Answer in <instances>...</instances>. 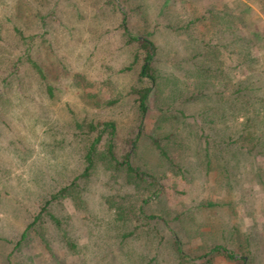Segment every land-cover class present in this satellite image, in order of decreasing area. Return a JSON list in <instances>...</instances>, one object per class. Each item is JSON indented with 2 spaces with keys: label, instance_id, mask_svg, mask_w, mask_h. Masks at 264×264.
Segmentation results:
<instances>
[{
  "label": "trees",
  "instance_id": "1",
  "mask_svg": "<svg viewBox=\"0 0 264 264\" xmlns=\"http://www.w3.org/2000/svg\"><path fill=\"white\" fill-rule=\"evenodd\" d=\"M221 4L219 8L215 3L200 4V0H0V41L5 43L0 54V98L2 93L10 98L9 103L0 105V118L10 108L32 104L41 107L39 113L44 123L50 122L48 129L54 135L71 132L68 140L63 137L48 145L49 152L58 157L68 147L66 154L72 157L76 170L69 175L57 170L59 185L55 187L53 178L51 192L43 193L37 213L11 248L7 264H35L34 258L42 254H33L27 248L33 236L39 237L53 259L52 235L58 230L65 232V250L76 254L80 249L78 238L70 237L68 223H84L87 216L91 223L98 219L92 212L82 216L89 208L85 197L95 178L102 180L104 203L113 207L107 221L101 222L106 224L105 229L96 233L117 232V242H112L121 251L119 257L107 259L108 264H172L171 260L173 264H208L207 255L219 252L235 260L236 253L228 251L227 243L214 244L199 256L185 254L173 226L157 223V215H148L144 207L160 192V181H171L176 176L178 183L186 185L195 176L194 168L184 161L189 149L198 155L202 176L214 168L213 158L219 151L212 147L209 152V140L216 138L206 136L203 123L200 130L196 129L200 121L217 122L216 126L226 128L233 116L238 128L232 132L237 135L233 138L232 133H224L226 146L239 142L238 147L246 148L247 142L256 137L248 130L247 122L261 121L264 95L254 94L259 87L248 79L250 75L236 81L232 70L246 57L247 63L254 61L253 46L260 45L264 35L254 30L246 35L242 31L246 25L243 13L228 3ZM202 24L206 27L200 28ZM213 25H217L216 31L207 30ZM162 34L172 42V54L162 42L166 39L160 41ZM182 44L189 54L182 57L190 61L183 72L173 67L181 66L179 51L174 48ZM223 45L231 46L237 60L231 71V67L221 69ZM79 47L82 51L76 53ZM74 56L86 60L101 76L109 72L112 60L116 58L119 63L118 69L112 65L117 77L124 79L116 97L104 101L105 91L100 87L96 99L101 109L93 113L87 106H92L94 99L80 96L75 83L69 81ZM214 63L216 67H212ZM66 90L81 99L84 107L63 101L68 118L59 128L57 120H51L50 107L60 102L61 92ZM189 118L191 122L186 120ZM200 135L206 141L196 145ZM220 142L222 139L215 141L217 146ZM234 151L238 158L244 157L240 149ZM164 170L169 174L161 175ZM222 173L223 170L215 172V179ZM67 204L73 209L68 210ZM206 205L216 204L207 201ZM163 226L172 230L170 237L162 233ZM140 233L154 235L143 251L133 246ZM231 237L239 235L234 231ZM109 239L115 240L113 236ZM251 239L248 233L244 241L247 254L239 259L241 264H253L248 253H254L256 244ZM198 258L204 261L197 263Z\"/></svg>",
  "mask_w": 264,
  "mask_h": 264
},
{
  "label": "rangeland",
  "instance_id": "2",
  "mask_svg": "<svg viewBox=\"0 0 264 264\" xmlns=\"http://www.w3.org/2000/svg\"><path fill=\"white\" fill-rule=\"evenodd\" d=\"M202 3L204 5L215 3L219 8L222 6L221 3H228L229 7H234L235 10L243 13L246 25L242 26V31L246 35H250V30L260 31L264 35V3L257 0H200V4ZM188 8H190L189 5ZM1 14L0 10V16H2ZM184 17L185 14H181V18ZM206 25L202 24L200 28H205ZM216 28L217 25H213L207 30L214 32ZM114 34L116 38H119L117 32ZM162 37L160 41L166 39L162 42H165L167 51L172 54V42L166 35L162 34ZM185 47L186 45L182 44L179 49L174 48V50L179 51V61L181 62V66L177 67L176 64L173 66L177 71L183 72L188 68L186 66L190 64L188 63L190 61L182 57L189 55L188 51L186 53ZM4 49L5 43L0 41V54L3 53ZM221 50V58L224 62L223 65L221 64V69L227 71V67H231L229 70L231 71L233 65L237 63L235 54L229 45L222 47ZM78 51H82V47L77 48L76 53ZM223 51L226 53L224 54ZM252 55L254 57L253 62L247 63L246 57L241 65L235 69L233 68L232 73L236 81L250 75L248 79L256 81L259 87V90L254 94L260 97L264 95V39H261L260 45L253 46ZM166 56L165 59H167ZM71 61L73 66L69 81L75 83L76 89H78L77 93L80 96L84 95L86 99H94L93 105L87 106L89 113L101 109V103L96 99L100 87L105 91L104 101L116 97L117 90L122 80H124L117 77L118 72L115 69H118L119 63L116 58L109 64L111 66V68H107L109 72L102 76L97 74L96 70L83 58L75 59L74 56L71 57ZM212 67H216V64L214 63ZM200 73L203 74V71ZM204 73L205 75L209 74L207 70ZM108 76L113 78L108 79ZM201 77L202 75H199V78ZM187 79L191 78L187 77ZM61 96L60 102L50 107V111H52L51 120H57L55 124L59 128L68 118L67 112L64 111L63 101L75 103L77 107H84V102L78 97L74 98L69 90L62 91ZM9 100L8 94L2 93L0 105H3L4 102L9 103ZM193 109L194 107L190 108V110ZM40 110L41 107L36 104L29 105L26 108L14 107L7 109L6 115L2 119L0 118V264H7V256L11 253V248L21 238V234L32 219V215L37 213L41 200L44 199L43 193L47 195L51 192L52 189L49 188V184L55 180V187L59 185V182L56 181L58 180V176L56 177L57 170H61L62 175H69L72 171H76L74 170L72 157L66 154L68 147L60 152L58 157L53 156L48 147V145L63 137L68 140L71 132L66 131V135H62L60 131V134L54 135V132L48 129L50 122L44 123L43 116L39 113ZM263 110L259 114L261 121L258 123L256 120L251 123L250 121L247 122L248 130L255 133L256 136L251 142H247V149L238 147L239 142H234L229 146L224 144L226 135L233 134L232 131L235 127L238 128L233 116L230 118L232 121L228 125L225 124L227 129L216 126L219 125L217 122L200 121L196 127L197 130H200V125L203 123L204 131L209 139H212L210 135L216 138L215 141L222 139L220 146H217L214 140H209L211 142L209 152H212L213 148L219 151L216 158H213L214 168L208 175L202 176L198 165V155L192 149H189L184 161L189 168H194L192 173L195 176L186 185L182 181L183 185H180L181 182H177L176 176L171 181H160V192L156 197H151L147 205H144L148 215L151 213L157 215V223H168L169 226H173V231L177 234L185 254L199 256L214 244L226 245L227 243L228 251L236 253L235 260L228 259L224 253L219 252L215 255H207V258L210 259L208 264H241L239 259L247 254L244 241L247 240V234L251 233V241L256 245L252 248L254 253L251 252L248 255H252L253 264H264ZM190 112L195 113L194 111ZM212 116H210V119ZM186 120L192 121L191 118ZM236 135L237 133L233 134V138H236ZM189 138L191 139V137ZM205 141L206 139L200 135V138L198 137L194 143L199 145ZM249 147L253 149L248 151ZM235 148L240 149L241 153H244V157L238 158L236 151H234ZM233 153H235V157ZM153 161L155 160L153 159ZM226 169L228 172H226ZM219 170H223L224 174H220L219 179L216 180L217 175H214ZM167 173L169 174V171L164 170L161 175L165 176ZM227 173L228 175H225ZM232 182H234V185H232ZM103 190L102 180L95 178L85 197V202L88 203L89 208L83 212L82 216L89 215L92 212L97 215L98 219H94L91 223V219L87 216L84 223H68L70 237L78 238L79 251L76 254L67 252L63 245L66 241L63 235L65 232L58 230L55 235H52V254L54 256L52 259L48 255L44 243L41 242L38 236H33L30 246L27 248L33 254H42L40 256L35 255V264H55L54 261H58L57 264H108L107 259L121 255L119 247L113 246L112 242H117V232H111L108 235L96 233L98 229L102 231L105 229L106 224L101 222L107 221L110 212L113 210V207H109L107 203H104L106 197L103 195ZM207 201H211L216 205L207 206ZM72 209L73 207L69 205L68 210ZM101 213H105V215ZM150 222L152 223L153 220ZM134 224L137 225L138 223ZM140 224L143 225L144 223ZM161 229L165 237H170L172 234V230H166L164 226ZM234 231L239 235L236 239L231 237ZM140 234L133 246L139 251H143L145 246H149V238L154 235ZM110 236H113L115 240L109 239ZM4 239L5 241H2ZM233 240L239 242H233ZM60 241H63V243ZM164 254L170 260L169 254L166 252ZM114 261H117V258ZM203 261V258L197 259V263ZM170 262L173 264L172 260ZM26 263L31 264L29 261Z\"/></svg>",
  "mask_w": 264,
  "mask_h": 264
},
{
  "label": "crops",
  "instance_id": "3",
  "mask_svg": "<svg viewBox=\"0 0 264 264\" xmlns=\"http://www.w3.org/2000/svg\"><path fill=\"white\" fill-rule=\"evenodd\" d=\"M183 188V187H182ZM185 188V187H184ZM180 192V191H179Z\"/></svg>",
  "mask_w": 264,
  "mask_h": 264
}]
</instances>
